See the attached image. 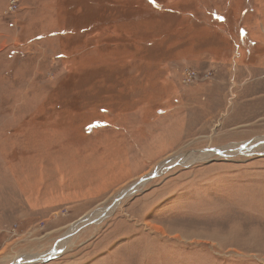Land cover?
<instances>
[{"label":"rangeland","instance_id":"obj_1","mask_svg":"<svg viewBox=\"0 0 264 264\" xmlns=\"http://www.w3.org/2000/svg\"><path fill=\"white\" fill-rule=\"evenodd\" d=\"M8 1L0 264H264V0Z\"/></svg>","mask_w":264,"mask_h":264},{"label":"water","instance_id":"obj_2","mask_svg":"<svg viewBox=\"0 0 264 264\" xmlns=\"http://www.w3.org/2000/svg\"><path fill=\"white\" fill-rule=\"evenodd\" d=\"M264 135V134H263ZM256 137H253V138H250L249 140L245 141L246 143L251 141L252 139H255ZM204 149H212L214 150L217 154L219 155H223V152L221 150H219V148H209V147H206ZM170 159H166L165 161H163L164 163L165 162H169ZM172 165V164H171ZM158 173V169L152 171V173L146 175V176H143L139 179H137L136 181H134L133 183H131L129 186H127L125 189H123L118 195L117 197L113 200V203L106 206L105 207V210H107L108 208L112 207L115 203H117L121 198H123L129 191L133 190V188L135 186H138L144 182H146L148 179L152 178L153 176H155L156 174ZM93 219H90L88 220L89 222H91ZM81 226H77L75 227L74 229H71L69 230L68 232H66L65 234H63L60 238H68V237H71ZM57 245V242H55L53 244V246L51 248H54L55 246ZM44 257H42V260H43ZM38 260H41V257H36V258H32L30 259L29 261H38Z\"/></svg>","mask_w":264,"mask_h":264},{"label":"bare ground","instance_id":"obj_3","mask_svg":"<svg viewBox=\"0 0 264 264\" xmlns=\"http://www.w3.org/2000/svg\"><path fill=\"white\" fill-rule=\"evenodd\" d=\"M256 139V138H255ZM257 145L260 147V146H263L264 145V137H260V138H258V141H257ZM261 148V147H260ZM237 149H242V148H237ZM214 151V150H213ZM232 151H234V150H231V148L230 147H228V148H226L225 149V153H232ZM215 152V151H214ZM203 153H207L206 151H203L202 152V154ZM208 154V153H207ZM206 155V154H205ZM189 158H184L183 160H192V159H194L193 157H195V156H192V155H190V156H188ZM176 159V158H175ZM174 159V160H175ZM173 159L172 160H169V161H171V162H173L174 161ZM135 187H137V186H135ZM134 187V188H135ZM133 188V189H134ZM99 217V216H98ZM90 219H93V217H90V215H87V216H84L83 218H80L79 219V222H81V223H83V222H86V221H88V220H90ZM75 227H77V223L75 224V223H73L71 226H70V230L71 229H74ZM63 242H61V243H59V245H61ZM55 252H57L56 250H53V248L51 249V251L49 252V253H51V254H54Z\"/></svg>","mask_w":264,"mask_h":264},{"label":"built area","instance_id":"obj_4","mask_svg":"<svg viewBox=\"0 0 264 264\" xmlns=\"http://www.w3.org/2000/svg\"><path fill=\"white\" fill-rule=\"evenodd\" d=\"M20 6V0H9L6 6L5 11H13ZM185 74L187 75V79H193L195 76V72L193 70H186Z\"/></svg>","mask_w":264,"mask_h":264},{"label":"snow or ice","instance_id":"obj_5","mask_svg":"<svg viewBox=\"0 0 264 264\" xmlns=\"http://www.w3.org/2000/svg\"><path fill=\"white\" fill-rule=\"evenodd\" d=\"M156 2V0H152V3H155ZM221 19H223V17H220Z\"/></svg>","mask_w":264,"mask_h":264}]
</instances>
